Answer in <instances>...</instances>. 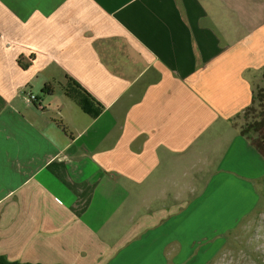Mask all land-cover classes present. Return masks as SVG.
<instances>
[{
    "label": "crops",
    "instance_id": "crops-1",
    "mask_svg": "<svg viewBox=\"0 0 264 264\" xmlns=\"http://www.w3.org/2000/svg\"><path fill=\"white\" fill-rule=\"evenodd\" d=\"M263 72L264 0H0V264H209L260 200Z\"/></svg>",
    "mask_w": 264,
    "mask_h": 264
},
{
    "label": "rangeland",
    "instance_id": "rangeland-1",
    "mask_svg": "<svg viewBox=\"0 0 264 264\" xmlns=\"http://www.w3.org/2000/svg\"><path fill=\"white\" fill-rule=\"evenodd\" d=\"M260 87H264V78L255 85L257 89ZM259 111L258 103L249 112L243 111L236 118L239 128L242 129L247 122L255 120ZM251 135L253 138L258 137V134ZM192 170L193 168L190 171ZM192 179L183 177L182 182L167 180L155 184V188L160 191L166 187L176 192L183 187L195 186ZM259 196L255 210L244 216L235 228L225 234L221 249L209 264H264V178L259 183Z\"/></svg>",
    "mask_w": 264,
    "mask_h": 264
},
{
    "label": "trees",
    "instance_id": "trees-1",
    "mask_svg": "<svg viewBox=\"0 0 264 264\" xmlns=\"http://www.w3.org/2000/svg\"><path fill=\"white\" fill-rule=\"evenodd\" d=\"M264 78V72H263ZM48 89V90H47ZM51 91L49 87H45L44 91ZM258 103L260 107V111L256 116L255 120H250L244 126V128H240V132L242 135L248 137L253 145L264 154V87L254 88L253 99L251 104L245 108V112H249L251 109H254V104ZM251 134H258L257 138H253Z\"/></svg>",
    "mask_w": 264,
    "mask_h": 264
},
{
    "label": "built area",
    "instance_id": "built-area-1",
    "mask_svg": "<svg viewBox=\"0 0 264 264\" xmlns=\"http://www.w3.org/2000/svg\"><path fill=\"white\" fill-rule=\"evenodd\" d=\"M24 102L28 105H34L40 109H43V100L42 98L34 92H28L24 95Z\"/></svg>",
    "mask_w": 264,
    "mask_h": 264
}]
</instances>
